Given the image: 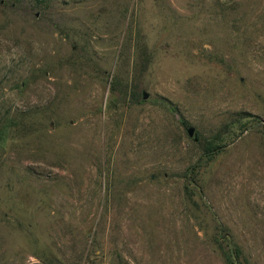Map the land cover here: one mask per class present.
Here are the masks:
<instances>
[{"label": "rangeland", "instance_id": "rangeland-1", "mask_svg": "<svg viewBox=\"0 0 264 264\" xmlns=\"http://www.w3.org/2000/svg\"><path fill=\"white\" fill-rule=\"evenodd\" d=\"M233 244L264 264V0H0V264Z\"/></svg>", "mask_w": 264, "mask_h": 264}, {"label": "trees", "instance_id": "trees-1", "mask_svg": "<svg viewBox=\"0 0 264 264\" xmlns=\"http://www.w3.org/2000/svg\"><path fill=\"white\" fill-rule=\"evenodd\" d=\"M217 146L214 144L213 141H205L202 146V151L206 155L213 154L217 151ZM223 238V237H222ZM239 249L237 246L233 245H228L226 250H224V257L227 261L228 264H238V259H239Z\"/></svg>", "mask_w": 264, "mask_h": 264}, {"label": "water", "instance_id": "water-1", "mask_svg": "<svg viewBox=\"0 0 264 264\" xmlns=\"http://www.w3.org/2000/svg\"><path fill=\"white\" fill-rule=\"evenodd\" d=\"M147 97H148V93L144 92L143 93V98H147ZM187 132H188L189 136H192L193 135V128L192 127H188L187 128Z\"/></svg>", "mask_w": 264, "mask_h": 264}]
</instances>
